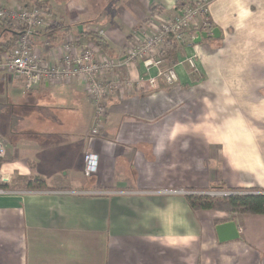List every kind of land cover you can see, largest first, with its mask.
<instances>
[{
  "label": "crops",
  "instance_id": "obj_1",
  "mask_svg": "<svg viewBox=\"0 0 264 264\" xmlns=\"http://www.w3.org/2000/svg\"><path fill=\"white\" fill-rule=\"evenodd\" d=\"M189 1L45 0L33 49L57 65L63 42L91 48L93 32L116 57L154 8L169 15ZM203 1L208 36L167 56L178 82L111 96L101 137L87 138L80 81L25 90L0 72V264H264L263 215L193 210L184 194L264 189V0ZM11 34L0 27V41ZM191 55L199 78L183 63ZM228 221L239 238L219 242L215 226Z\"/></svg>",
  "mask_w": 264,
  "mask_h": 264
},
{
  "label": "built area",
  "instance_id": "obj_2",
  "mask_svg": "<svg viewBox=\"0 0 264 264\" xmlns=\"http://www.w3.org/2000/svg\"><path fill=\"white\" fill-rule=\"evenodd\" d=\"M45 0H34L32 4L10 8L0 3V20L9 23L17 32L15 44L0 54V72L21 78L25 90L36 88L41 82L54 84L80 81L91 103L93 116L87 138L102 136L107 118V103L111 96L124 90L138 88L143 93L160 88L161 83L171 86L178 82L174 64H166L167 48L192 44L203 29H210L205 18L206 3L191 0L175 5L169 15L153 9L143 25L137 27L121 55L113 57L96 46L76 52L73 44H62L61 59L57 65L43 64L33 49L32 36L35 29L46 23ZM191 75L199 74L195 55L184 58ZM136 65L142 71L136 79L123 72ZM5 142L0 139V158L5 155ZM87 171L94 169L96 157L84 154ZM91 169V170H90ZM6 178L0 175V181ZM233 192L212 190L210 192L187 191L186 195L227 196Z\"/></svg>",
  "mask_w": 264,
  "mask_h": 264
},
{
  "label": "trees",
  "instance_id": "obj_3",
  "mask_svg": "<svg viewBox=\"0 0 264 264\" xmlns=\"http://www.w3.org/2000/svg\"><path fill=\"white\" fill-rule=\"evenodd\" d=\"M23 0H21L22 2ZM28 6V3L26 4ZM45 7V5L43 6ZM46 8V7H45ZM157 9V8H154ZM2 30H10L13 34L4 41H0V54L9 50L16 42L17 32L7 22L0 20ZM86 36L94 46L110 55L107 42L97 33H86ZM175 46L167 48L166 54L172 55L176 51ZM4 183H0V189L6 188ZM30 188H43L39 183H31ZM215 190H223L221 185L212 187ZM227 196L211 197L207 195H186V199L193 210H213L229 214L263 215L264 216V189H236Z\"/></svg>",
  "mask_w": 264,
  "mask_h": 264
},
{
  "label": "water",
  "instance_id": "obj_4",
  "mask_svg": "<svg viewBox=\"0 0 264 264\" xmlns=\"http://www.w3.org/2000/svg\"><path fill=\"white\" fill-rule=\"evenodd\" d=\"M219 31L217 29L212 30V34L217 36ZM206 32H201V34L194 39L197 43L201 39L207 37ZM216 235L219 242L231 241L239 238V233L236 224L233 221L224 222L215 226Z\"/></svg>",
  "mask_w": 264,
  "mask_h": 264
},
{
  "label": "rangeland",
  "instance_id": "obj_5",
  "mask_svg": "<svg viewBox=\"0 0 264 264\" xmlns=\"http://www.w3.org/2000/svg\"><path fill=\"white\" fill-rule=\"evenodd\" d=\"M205 18H206V14H205ZM207 20V19H206ZM207 22L209 23V21L207 20ZM209 27H210V23H209ZM204 30V29H203ZM206 30V29H205ZM201 34V33H200ZM170 60V59H169ZM166 64H170L169 61L165 62ZM107 113H108V109H107ZM89 129V128H88ZM88 132V131H87ZM84 157V156H83ZM211 188V189H210ZM208 190H206L207 192H210L212 190H215V189H212V187H210ZM199 192V191H198ZM204 192V191H202Z\"/></svg>",
  "mask_w": 264,
  "mask_h": 264
}]
</instances>
